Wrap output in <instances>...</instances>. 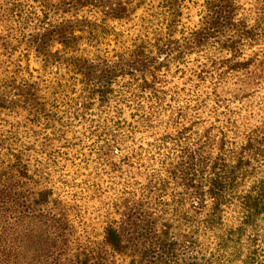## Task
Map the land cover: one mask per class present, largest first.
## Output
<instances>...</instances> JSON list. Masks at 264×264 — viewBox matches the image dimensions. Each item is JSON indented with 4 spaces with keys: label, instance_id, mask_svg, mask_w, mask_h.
<instances>
[{
    "label": "trees",
    "instance_id": "16d2710c",
    "mask_svg": "<svg viewBox=\"0 0 264 264\" xmlns=\"http://www.w3.org/2000/svg\"><path fill=\"white\" fill-rule=\"evenodd\" d=\"M0 264H264V0H0Z\"/></svg>",
    "mask_w": 264,
    "mask_h": 264
},
{
    "label": "rangeland",
    "instance_id": "374dc122",
    "mask_svg": "<svg viewBox=\"0 0 264 264\" xmlns=\"http://www.w3.org/2000/svg\"><path fill=\"white\" fill-rule=\"evenodd\" d=\"M28 63L31 67H37L39 65L38 59L32 54L29 56Z\"/></svg>",
    "mask_w": 264,
    "mask_h": 264
}]
</instances>
